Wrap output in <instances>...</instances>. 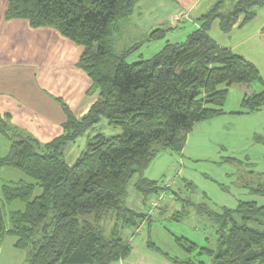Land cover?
Listing matches in <instances>:
<instances>
[{"label": "trees", "instance_id": "16d2710c", "mask_svg": "<svg viewBox=\"0 0 264 264\" xmlns=\"http://www.w3.org/2000/svg\"><path fill=\"white\" fill-rule=\"evenodd\" d=\"M140 1L9 0V19L56 28L84 49L79 65L92 81L90 96L97 100L80 120L64 105V132L46 145L0 117V134L11 144L9 155L0 158V170L14 168L32 180L2 187L6 203L21 201L25 209L12 213L7 222L0 201V252L11 236L16 238L14 247L26 253V264H115L128 259L132 245L126 232L136 231L146 219L127 206L133 178L163 151L181 154L195 125L226 114L230 87L244 93L239 115L264 108V91L255 94L251 86L255 81L264 85L256 66L220 48L209 34L216 21L223 34L232 32L242 17L249 24L264 0H217L201 17L202 27L185 42H167L155 56L129 62L144 44L118 55L109 41ZM169 32L158 29L149 41L165 39ZM104 120L123 133L91 136L85 152L70 166L65 149L91 135ZM135 187L145 199L165 191L146 179ZM38 188L42 193L35 197ZM251 193L264 197V182ZM180 213L175 220L185 217ZM197 213L212 224L216 240L207 239L200 247L191 239L176 238L185 255L179 259L158 248L153 251L174 264H264V207L251 201H241L235 210L201 204ZM108 220L115 222L110 233L104 227Z\"/></svg>", "mask_w": 264, "mask_h": 264}, {"label": "crops", "instance_id": "0c3cea01", "mask_svg": "<svg viewBox=\"0 0 264 264\" xmlns=\"http://www.w3.org/2000/svg\"><path fill=\"white\" fill-rule=\"evenodd\" d=\"M216 1L141 0L135 6L133 16L129 20L135 22L140 29L141 25L139 24L144 23L145 26L143 25L142 28L145 36L151 35L157 29L165 31L178 29L181 24L186 22L196 29H200L203 25L200 21L201 17L214 7ZM9 5V0H0V117L7 118L9 125L20 130L25 136L46 145L64 132L63 125L68 119L64 105L70 109L77 120H80L90 111L97 96H90L92 81L79 65L84 49L62 36L56 28H34L26 20L9 19L7 15ZM158 9L163 10L164 14L150 20L149 17L157 13ZM255 12L254 20L249 24H244V17L240 18L233 31L228 34L221 32L220 21H216L209 34L220 48L229 50L238 56L241 55L253 63L264 83V6L256 9ZM194 13L198 19L193 18ZM213 32H219L218 40L213 38ZM260 59L261 63H258ZM255 89L256 92L260 91L259 87H255ZM238 90V98L243 100L244 93L240 89ZM240 111L241 109L226 112L218 118L195 125L188 134L183 152L174 154L170 150L163 151L154 159L152 165L139 175L138 180L134 183L135 191V186L141 179H146L150 183H158L163 188L164 183L172 178H177L175 189L177 198L167 199L161 205L157 210L161 216L175 210L177 213L184 212L191 207L197 210L201 204H209L216 209H231L213 204L210 196L199 190L198 183L194 179L197 180L201 176L208 182L211 180L218 188H228L230 186L220 184L218 180L201 170H205V165L210 162L219 169L224 165L230 166L233 163H238L240 167H246L249 170L247 174L251 176L250 178H257L254 181H246L243 189L239 191V198L246 199L249 195L259 205L256 199L264 197L253 196L251 188L264 182V172L260 171L261 167L259 166L260 161H264V108L252 115H239ZM96 131L91 135L82 136L78 141L93 137L97 133ZM245 140L247 146L242 144ZM252 141L256 146L250 145ZM76 143H71L67 147L65 157L70 146ZM247 148L258 150L262 155L261 160L253 159L247 154L244 155ZM9 152L6 156L9 155ZM68 164L73 165L72 163ZM167 175L171 177L168 178ZM226 177L232 185L234 177L229 173L226 174ZM226 192L229 193V191ZM136 193L137 196H133L136 201L140 205H146V211L142 212L146 215V219L136 231L132 230L131 234L125 235L132 245L131 256L115 264H168V262L171 264L166 257L165 261L149 253H154L153 249L158 248L156 243L151 241V237L144 238L143 244L138 248H134V242H131L132 237L141 233L147 225L150 231L152 217L157 212H151V205L157 196L145 199L144 195L137 191ZM241 201L237 202V207ZM176 214L173 215V218ZM189 214L186 213L183 219L189 217ZM110 222L112 227L107 230L106 225ZM114 224L113 220L104 223L108 233L111 232ZM15 244L16 238L12 246ZM15 249L17 248L15 247Z\"/></svg>", "mask_w": 264, "mask_h": 264}, {"label": "rangeland", "instance_id": "374dc122", "mask_svg": "<svg viewBox=\"0 0 264 264\" xmlns=\"http://www.w3.org/2000/svg\"><path fill=\"white\" fill-rule=\"evenodd\" d=\"M207 0H204V2ZM203 2V3H204ZM163 10H157V13H154L153 16H150L149 19H156L157 17H160V15H163ZM193 18L198 19L197 15L195 13L192 15ZM131 19V18H130ZM141 25V29L136 26L135 22H132L130 20L126 21L123 20L120 24V29L117 33L113 34L110 38V45L112 46L115 53L118 55L124 53V50L130 49L134 47L137 44H144L143 47H141L139 50L135 51L134 54L131 55L129 58V62H136V60H140V58H151L155 56V54L159 53L166 45L167 42L169 43H176V44H182V42H185L190 34L193 33L194 29H196L194 26L188 24L187 22L184 24H181V26L178 29L169 30L167 37L165 39H158L157 41H149V36H145L143 32L142 26L145 24H139ZM160 28V27H158ZM158 30V29H157ZM156 31V30H155ZM213 38L215 40L219 39V32L212 34ZM258 63H261V59L258 60ZM256 62V60H255ZM252 90L255 94H260L264 91V85H262L260 82L255 81L251 84ZM255 87H259L260 91L256 92ZM225 88V87H224ZM238 86H232L230 87L228 99L224 105L223 110L225 112H231V111H237L240 110L242 99L238 98L239 90ZM244 99V98H243ZM99 128L97 129L98 134L105 135L108 138L116 137L117 135H121L123 133L122 129L120 127H109L107 125L106 120H104ZM96 133V134H97ZM89 139H81L76 144L70 146V149L67 150V162L74 164L85 152L87 144ZM246 140L244 141V145L247 146ZM250 144V143H249ZM251 146H256L254 141L251 142ZM67 149V148H66ZM65 149V151H66ZM10 150V143L8 140L0 134V157L6 156L7 153ZM231 153V152H230ZM250 155L253 159H260L262 158V155H260L258 150H253L251 148H247V150L244 152V155ZM243 155V156H244ZM245 157V156H244ZM243 158V157H242ZM241 158V159H242ZM208 165H205V170H201V172L207 173L210 177L212 176L215 180H218L220 184H224L227 186H230L228 188L225 187H217L211 180L210 182L207 181L205 178H199L194 181L198 183L199 190L206 192L210 198L213 204L217 205L218 207H229L231 209H235L237 207V202L239 200L242 201H254L251 196H247L246 199H240L239 194L240 190L243 189V185L246 183V181H254L257 178H250L251 176H248V169L246 167H240L238 163H233L230 166H222L221 169L217 168L212 162L207 163ZM261 167L260 171L264 172V161H260ZM259 171V172H260ZM231 174L234 177V180L232 181V185H230L229 180L226 177V174ZM169 175H167L168 177ZM171 177V176H170ZM168 177V178H170ZM139 176H136L133 181L131 182V185L129 187V200L127 202L128 207L135 209L136 211L142 213L146 211V205L142 204L140 205L138 201L133 196H137V193L134 189V183L138 180ZM174 179V178H172ZM171 179V180H172ZM30 181L32 180L28 178L25 174L18 171L17 169H12L9 167H4L0 170V201H3L4 207L3 212L5 213L6 221H9V217L14 211H22L25 209V204L21 201H14V203L9 204L6 203L3 200V185L6 183H13V182H20V181ZM176 185H177V178H176ZM165 184V183H164ZM226 191H229L227 193ZM41 194V190L38 189L35 197L37 195ZM174 198H177L175 194H173ZM151 200V199H150ZM149 200V201H150ZM258 204L260 206H264V198H258L256 199ZM255 202V201H254ZM181 204V203H180ZM163 205V204H162ZM159 211L154 214L152 225L150 228V231L148 230L147 226L142 229V232L138 235H134L132 237L131 242L133 241L134 248H138L143 244L144 238L151 237V241L155 242L158 249L168 254L169 256L173 258H183L185 257L183 251L180 250L176 246V238L183 237L186 239H191L198 243L200 247L207 245V239L210 240H216V238L213 236L215 233L214 227L210 222H208L204 216H200L197 213V210L194 208L192 209H186V211H182V213H190L189 217L183 219L180 218L177 221L173 218V215L177 213V211H170L165 216H161ZM180 213V214H182ZM149 225V226H150ZM112 227V223H108L106 225L107 230ZM131 234V232H126V234ZM15 242V238L8 236L4 243L2 244V253L0 252V264H24L26 262V253L24 251H20L15 249L13 243ZM215 242V241H214ZM151 255H154V257L159 258L161 260H165V257L160 252H149ZM166 261V260H165ZM168 261H170L168 259ZM171 264H174L170 261ZM165 264V263H162ZM169 264V262H168Z\"/></svg>", "mask_w": 264, "mask_h": 264}, {"label": "built area", "instance_id": "2783aa9c", "mask_svg": "<svg viewBox=\"0 0 264 264\" xmlns=\"http://www.w3.org/2000/svg\"><path fill=\"white\" fill-rule=\"evenodd\" d=\"M176 178L169 180L164 184L165 191L160 193L155 199L153 200L152 203V210L151 212L154 213L156 212L161 205L167 200V199H173V194H175V189H176ZM176 195V194H175Z\"/></svg>", "mask_w": 264, "mask_h": 264}]
</instances>
